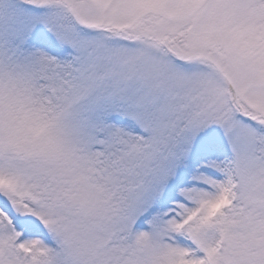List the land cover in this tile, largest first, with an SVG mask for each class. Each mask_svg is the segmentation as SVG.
<instances>
[{"label": "snow or ice", "instance_id": "snow-or-ice-1", "mask_svg": "<svg viewBox=\"0 0 264 264\" xmlns=\"http://www.w3.org/2000/svg\"><path fill=\"white\" fill-rule=\"evenodd\" d=\"M0 264H264V0H0Z\"/></svg>", "mask_w": 264, "mask_h": 264}]
</instances>
